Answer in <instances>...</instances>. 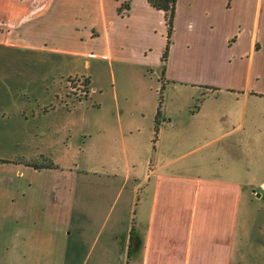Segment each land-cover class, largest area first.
Masks as SVG:
<instances>
[{"label": "crops", "instance_id": "crops-1", "mask_svg": "<svg viewBox=\"0 0 264 264\" xmlns=\"http://www.w3.org/2000/svg\"><path fill=\"white\" fill-rule=\"evenodd\" d=\"M64 19L74 23L73 33L55 51L106 61L122 74L124 93L120 97L116 90L113 97L116 113L103 117L112 153L94 164H117L119 137L126 171L92 179L64 152L52 160L55 168L0 163V215L17 224L0 264H89L91 257L92 264H236L242 218L248 215L241 203L257 193L250 190L256 181L251 169L264 161V0H177L164 83L216 88L232 107L163 112L157 136L152 115L143 158L134 135L146 134L150 121L143 113L147 74H162L165 13L148 0H0V31L15 32H0L8 46L41 49L47 35L58 43L56 24ZM102 39V45H90ZM58 100L62 109H46L43 115L53 118L42 133L55 146H72L62 135L75 125L73 111L63 110L69 102ZM131 100L138 103L137 115L127 106ZM256 151L261 157L253 159ZM125 194L126 214L117 207ZM110 203L109 210L103 207ZM88 242L92 249L84 259Z\"/></svg>", "mask_w": 264, "mask_h": 264}, {"label": "rangeland", "instance_id": "rangeland-1", "mask_svg": "<svg viewBox=\"0 0 264 264\" xmlns=\"http://www.w3.org/2000/svg\"><path fill=\"white\" fill-rule=\"evenodd\" d=\"M57 9L62 10V7H57ZM70 21L64 19L61 23H57L55 32L59 37L58 43H56L57 40L53 36L50 38L47 35V42L42 43L45 47L41 49L8 46L3 44V38L0 37V163L10 160L44 163L46 159L53 160L64 152L68 155L67 158L70 159V163H75L74 157L79 160L77 162L78 169L86 170L92 179L98 175L106 177V174L111 172L113 174L118 173L120 177L123 171L125 173L126 170L125 163L122 162L125 151L119 137L113 151L116 152L119 158L117 164L106 166L97 163L98 160L112 153V150L109 149L110 142L105 137L104 125L106 120L103 117L104 114L116 113L113 97L116 90L120 97L124 93L122 74H120L117 65L109 64L106 61L55 51L61 47L59 40H64L65 37L64 41H67V36L72 35L74 23ZM82 23L84 22H81V25ZM0 32L1 35L3 32L10 33L9 36L12 37L11 34H15L13 29L8 28L2 29ZM50 34H52V31ZM126 38L129 43L134 40L132 35H128ZM103 42L102 39L90 45L99 46ZM134 75L132 71H129V81H132ZM161 75V70L156 69L155 72L147 74L145 81L147 101L143 113L145 116H150V121L146 126V134L134 135L140 137V156L142 158L147 151L144 144L147 143V147L150 148L149 137L153 135L151 117L152 115L156 116L159 107L163 85L160 81ZM88 78L91 79V90L89 96L86 97L88 88L84 89L82 83ZM176 88L165 84V89L162 92V112L195 113L199 109L225 110L232 107L231 102L223 99V95H218L214 89ZM132 93L131 91L130 94ZM213 96H216V98L212 99ZM58 97L69 102L70 108L63 110L73 111L75 125L72 126L71 124L67 132L63 130L65 128L63 125L60 126L64 131L62 137L68 139L70 144H73L72 146L68 144H66V147H64V144L55 146L54 140L47 134L42 133L43 126L52 122L53 118V115L50 117L43 115L47 112L46 109H62L59 107L61 102ZM106 100L108 103L105 102ZM256 100L258 101L257 111H259L261 97ZM100 105L102 106L101 109ZM127 106L130 110H133L132 112H137L136 115L139 113L138 103L131 100L127 102ZM65 107L67 106L63 108ZM253 107L251 109L256 110ZM143 113L138 115L140 120ZM59 118L60 116L53 121ZM115 120L117 121V119ZM252 121L259 123L257 120ZM83 122H85V130H83ZM255 129L253 128V135L256 132ZM112 133L115 132L112 130ZM84 141L86 145H83ZM65 148H69V150L64 151ZM260 157L257 151L253 152V159ZM87 159L90 161L87 162ZM95 161L97 162L96 165L94 164ZM262 162L264 164L263 159H261ZM261 163H257V165ZM130 165L131 170L134 168L137 170L136 164L130 162ZM256 166L251 169L252 178L256 181L252 182L253 186H250V190L255 189L257 193L251 194L250 197L243 199L241 203L243 210L241 212L248 215L242 218L244 222L243 229H245L239 231L241 254L236 264H264V183L260 184L261 181H264V167L262 166L258 171L254 169ZM145 167L146 165L139 168L140 175L144 174ZM116 170L117 172H115ZM129 204V196L125 194L121 205L117 207L119 210L123 209L126 214ZM110 205L111 203L108 206L103 205V207L109 210ZM7 224H11L12 230L7 227ZM16 228L17 224L15 221H11V216L0 215V256L4 255L6 244L10 240L14 241L15 232L13 229ZM91 249L92 243L88 242L84 250V259ZM96 253L97 250L93 255H96ZM92 260L91 257L89 264H92ZM83 263L80 262L79 264Z\"/></svg>", "mask_w": 264, "mask_h": 264}, {"label": "trees", "instance_id": "trees-1", "mask_svg": "<svg viewBox=\"0 0 264 264\" xmlns=\"http://www.w3.org/2000/svg\"><path fill=\"white\" fill-rule=\"evenodd\" d=\"M149 4L159 10V11H163L165 13V18H166V25H167V42H166V47H165V51L162 57V63H163V67H162V80H163V85L161 88V94H160V99H159V107L157 110V115H156V136L158 133V129L160 126V120L162 118V105H163V90L165 89V83H164V77L166 74V63L168 61V57H169V52H170V47L172 44V34H173V30H174V25H175V17H176V4H177V0H148ZM84 89L88 90L86 91L87 95L86 97L89 96V89H90V85H91V80L90 78L85 79V81L82 83ZM205 89H209V88H205ZM210 89H214V90H218L216 88H210ZM16 162H20V163H24L26 165L32 166L35 169H43V168H55L57 167L52 160L46 159V161L44 163H35V162H29L26 160H16Z\"/></svg>", "mask_w": 264, "mask_h": 264}]
</instances>
